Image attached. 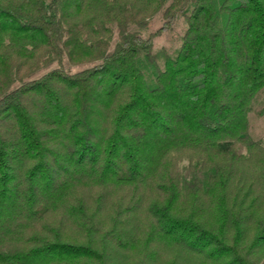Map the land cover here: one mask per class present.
<instances>
[{
  "label": "trees",
  "instance_id": "obj_1",
  "mask_svg": "<svg viewBox=\"0 0 264 264\" xmlns=\"http://www.w3.org/2000/svg\"><path fill=\"white\" fill-rule=\"evenodd\" d=\"M263 91L264 0H0V264H264Z\"/></svg>",
  "mask_w": 264,
  "mask_h": 264
},
{
  "label": "rangeland",
  "instance_id": "obj_2",
  "mask_svg": "<svg viewBox=\"0 0 264 264\" xmlns=\"http://www.w3.org/2000/svg\"><path fill=\"white\" fill-rule=\"evenodd\" d=\"M160 21H161L160 16H157L151 21V23L148 26V29L145 31H141V33L144 36H147L150 32L154 31L160 26ZM184 26H185L184 23L181 22L174 33L167 34L159 38L156 41V45H155L156 51L162 48H167L170 51L177 49L180 45V37L182 35V30ZM81 69H82L81 67H75L73 68V71L77 72ZM263 105H264V91L260 93L255 99L253 105V112L249 115V120H250V133L252 137L254 138V140L261 141L264 144V115L260 114ZM186 166L187 164L185 163L182 165V168L185 178L189 179L188 172L184 170ZM198 177L201 179L203 178L201 174H198ZM122 261L123 264H129L128 261L125 262V259H123Z\"/></svg>",
  "mask_w": 264,
  "mask_h": 264
}]
</instances>
